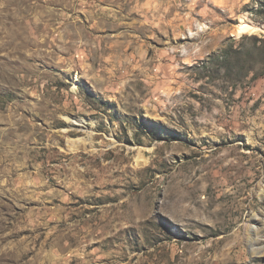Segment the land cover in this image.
<instances>
[{"label":"rangeland","instance_id":"374dc122","mask_svg":"<svg viewBox=\"0 0 264 264\" xmlns=\"http://www.w3.org/2000/svg\"><path fill=\"white\" fill-rule=\"evenodd\" d=\"M0 264H264V0H0Z\"/></svg>","mask_w":264,"mask_h":264},{"label":"bare ground","instance_id":"6f19581e","mask_svg":"<svg viewBox=\"0 0 264 264\" xmlns=\"http://www.w3.org/2000/svg\"><path fill=\"white\" fill-rule=\"evenodd\" d=\"M240 31L242 30H249L250 32H257L260 28L257 26H254L252 24H250L248 21H246V18L243 17L241 19L240 25H239ZM259 231V227H257V230ZM253 238V237H252ZM253 242V244L257 241V238H253L251 240ZM254 247V246H253ZM257 251V250H256ZM258 252V251H257ZM259 253V252H258Z\"/></svg>","mask_w":264,"mask_h":264}]
</instances>
